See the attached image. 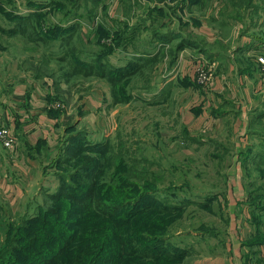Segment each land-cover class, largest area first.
Returning <instances> with one entry per match:
<instances>
[{
  "label": "rangeland",
  "instance_id": "374dc122",
  "mask_svg": "<svg viewBox=\"0 0 264 264\" xmlns=\"http://www.w3.org/2000/svg\"><path fill=\"white\" fill-rule=\"evenodd\" d=\"M30 1L35 0H0V51L4 59L0 61L4 92L1 100L7 96L9 101L14 94L13 88L26 84L34 74L35 81L46 93L42 97L45 101L42 109L48 119L55 121L57 139L51 140L53 150L43 160V174L39 176L38 185L30 189L25 187V195L21 198L18 195L12 203L6 197L0 199V249L6 244L13 225L15 229L26 219L30 223L24 227L31 232L42 225L53 233L59 231L54 228L52 212L44 215L40 208L57 205L58 212L62 213V201L56 202L50 195L62 182L70 180L67 165L61 162L64 153L61 155L59 148L67 143L64 139L71 132L82 135L72 144V148L77 147V154L97 157L98 153L89 152V149L81 152L82 148L97 146L103 149L104 153L99 155V169L104 174L98 177L99 185H107L106 181L116 168L125 169V175L136 172L137 177L131 181L136 186L129 187L131 191L147 190L148 194H155L154 188L175 185V197L167 195L165 198L174 203L182 202L183 212L173 214V221L168 225L169 237L163 245L165 249H155L158 259H145L148 264H192L194 258L223 253L226 244L232 240L235 243L238 237L241 241L247 239L253 228L250 218L254 213L248 207H252V200L246 194L245 182L240 180L246 179V175L252 176L251 181L258 177L255 165L249 160L242 161V153L248 152L249 144L262 142L252 130L264 132V62L258 61L259 57L264 58V45L251 38V34L259 33L264 39L261 20L264 0H220L223 7L215 11L216 14L225 18V8L232 5L234 11L228 12L237 21L217 22L218 37L215 39L212 38L213 29L202 28L201 15L186 9L182 0H178L184 5L179 11L172 9L175 0H77L76 9L69 7L72 2L38 0L52 1L49 10L32 19L34 28L55 29L52 33L55 37L43 42L32 37L30 32L10 34L6 31L15 25L7 27L5 19L14 18L16 12L21 14L20 4ZM198 4L203 11L205 1ZM155 7H162L161 12L146 16L147 11ZM191 18L196 19L188 24ZM254 22L259 24H252ZM154 29L167 33V37L151 43ZM170 30L180 37H172ZM183 37L196 41L198 47L187 45L179 49L172 62L175 46ZM240 43L243 48L237 50ZM252 47L255 50H251ZM184 49L190 50L188 57H183ZM144 51H149L148 56L157 54L156 59L141 69L137 67L127 76L115 70ZM76 60L92 62L94 72L76 71L71 64ZM94 64L98 68H94ZM168 78L176 79L175 89L166 93L163 102L139 97L138 90L146 97L157 89L158 83ZM218 79L224 81V87L217 91ZM194 92L213 102L205 105L204 113L200 106L191 107ZM30 93L28 89L17 100L28 103ZM239 102L243 104V114ZM95 108L97 111L91 113ZM7 112L0 111V122L13 130L12 125L4 121ZM238 117H243L244 121ZM16 145L4 148L13 150ZM57 174H65V181ZM238 181L243 182L242 196L236 187ZM207 194H217V197L202 207L199 202ZM165 198L157 194L153 200L160 204ZM240 200L242 203L237 205ZM149 202L144 200L141 204L144 207ZM127 208L125 205L121 211ZM160 217L161 214L153 210H142L127 228L144 231L146 227L142 226L150 218L161 222ZM232 231L238 235L231 234ZM23 233L25 229L20 235ZM173 246L187 249L183 261L171 263L164 255V252L176 254ZM251 250L243 248L242 254ZM259 258L253 257V261L247 258L244 264H259Z\"/></svg>",
  "mask_w": 264,
  "mask_h": 264
},
{
  "label": "trees",
  "instance_id": "16d2710c",
  "mask_svg": "<svg viewBox=\"0 0 264 264\" xmlns=\"http://www.w3.org/2000/svg\"><path fill=\"white\" fill-rule=\"evenodd\" d=\"M63 1L65 3L72 2L69 5L72 9H76L78 4L77 0ZM199 1L202 0H182L185 5L186 2L188 5L198 4ZM34 2L36 0L29 3ZM46 3L50 5L52 1ZM161 8H150L146 16L153 15L155 11L161 12ZM27 17L24 16V18ZM39 28L41 29L34 28V24L24 25L19 28V32H30L32 37L36 36L41 42L55 37L52 34L55 29L52 28L47 31V29L42 30V27ZM62 29L66 30L67 28L62 27ZM156 31V29L153 30L151 43L156 39L160 40L167 37V33ZM170 34L172 37H180L178 33L171 30ZM64 37L62 34V41ZM196 43L189 38H181V41L175 46L172 62H174L179 49L187 45L198 47ZM141 54L144 55L130 58L125 66L115 70H118L117 72L123 76H127L128 73L132 74L137 67L141 69L147 62L150 63L155 60L157 55L148 56L149 51H144ZM66 57L67 55L63 56L64 59ZM71 64L76 71L84 74L94 72L92 62L76 60V62L72 61ZM94 68H98V65L94 64ZM72 72L74 71L72 70ZM109 79L119 80L121 77ZM252 132L256 133L257 137H261L262 142L257 145L249 144L250 146L246 148L248 152L242 153V161L245 163L249 160L255 165L258 177L253 181L259 180L260 183H253L250 180L252 176L246 175V179L243 178L246 194L252 200V207L251 205L248 207L251 208L254 216L252 215L250 218V225L253 226L252 231L247 239L241 241V245L242 248L252 249L250 252L243 253L244 260L249 258L250 261H253V257H260L258 260L261 259L264 264V255L261 250L264 247V219L262 218L264 217V181H262L264 179V132H256L255 130ZM81 138L80 132H71L67 139H64L67 143L64 141L66 144L59 148L61 155L64 153L62 156L64 159H61V162L67 165V177L70 180L69 182H62L57 191L50 195V198L56 202L62 201V213L58 212L57 205L47 209L40 208L44 215L52 212L55 220L54 228L59 231L53 233L45 225H42L33 228L31 232L29 228L24 227V224L30 223L27 222V219L18 224L15 229L16 225H13L8 234L10 237H7L6 244L4 243L5 245L0 249V264H127L128 260L130 264H148L145 259H158L159 254L154 251L155 249H165L163 245L169 237L168 225L173 221L172 216L173 214L181 215L183 212L182 202L174 203L166 199L167 195L175 197V185L167 188H154L155 194H148L147 190L131 191L129 187L136 186L131 182L134 177H137L136 172L132 171L125 175L126 170H119L118 168L111 174L109 181H106L107 185H99L98 177L104 174L99 169L101 166L99 155L104 153L103 149L97 146L82 148L81 152L89 149V152L98 153L97 157L77 154L75 151L77 147L72 148V144ZM57 175L62 181H65V174ZM157 194L164 195L165 201L163 200L160 204L155 203L153 199ZM216 195L207 194L199 202V205L207 206L211 200L217 197ZM144 200H150V202L143 207L141 202ZM125 205L128 208L121 211ZM142 210H153L155 214L160 213L161 222L150 218L147 224L142 226L146 227L144 231L128 230L127 225L131 219L140 214ZM43 221L45 222L44 219ZM152 226L155 228L153 229ZM24 229L26 233L20 235V231ZM173 247L176 254L160 251L169 257L171 263L183 261L187 249L179 246ZM129 256L131 258L128 259ZM261 261L258 263L260 264Z\"/></svg>",
  "mask_w": 264,
  "mask_h": 264
},
{
  "label": "crops",
  "instance_id": "0c3cea01",
  "mask_svg": "<svg viewBox=\"0 0 264 264\" xmlns=\"http://www.w3.org/2000/svg\"><path fill=\"white\" fill-rule=\"evenodd\" d=\"M204 1H205V6L203 7V11L199 10L198 5L200 4H195V5L186 4V6H184L182 3H179L180 1L178 0H175V2L171 4V6L172 9H176L178 11L180 9L179 7L184 6L186 9L196 12L195 13L196 15L197 14L201 15L202 19L200 22L202 28L208 31H210L209 28L213 29L212 38L215 39V37H218L216 33L217 22H221L224 20L225 21L224 24H226V23H232L233 21H237V20H233V18L231 17L232 15L228 12V11H234V9L232 8V5H228L227 6L228 8H225L224 10V15H225L224 18L223 16L220 15L218 16L215 12L217 10L220 11V9L223 7V4L220 3V0L219 1L203 0V2ZM20 5H22L21 14H24L22 15V18H19L18 16L21 14H18L16 12L14 13L16 15L14 18L5 19V21L7 22V27H13V25H15V28L6 30L10 34L19 33V28L21 26L24 25L29 26L34 24V22L32 23V19L35 18L36 16H41L43 14L42 12L49 10V6H50L46 2L37 1V0L34 3H28L26 5L20 4ZM197 10H199L201 13ZM23 16H28V17L24 18ZM194 19L196 18L189 19L187 23L188 24H191V22L193 23L195 21ZM216 19H219V21H217ZM261 20H263L262 24H264V16L261 18ZM8 21L11 23V25L8 23ZM252 24H259V23L254 22ZM248 26H251V24H249ZM258 34L259 33L251 34V38L254 40L255 39L258 40V42H261L264 45V39H262V37H259ZM147 41H149V39ZM242 45L243 43L238 44L237 50L239 49V47L243 48ZM250 49L255 50L253 47ZM182 52L184 55L183 57H188L186 55H190L189 49H184ZM208 53H210V51H208ZM143 55L144 54H141L139 56H143ZM0 61L2 62L4 61L1 51H0ZM2 62H0V65L2 64ZM34 76L35 75L33 74L32 79L30 78L29 81L26 82V84H17L13 88L14 94L10 96L11 98L9 101L7 100V96L1 100V98H3L4 92H3L2 83L0 82V111H2V113L4 112V110L8 111L7 112L8 116L3 118L6 123L12 125L13 130H11V132L15 136L17 143V145L15 146V148H13V150H8L0 144V199L2 200V198L6 197V199L10 203L14 202L17 199L18 195L20 198L25 195L24 194L25 187L30 189L32 186H35L36 184L38 185L40 180L39 176L42 177L43 174V167L45 162L43 160L45 157H48L51 151L53 150L52 146L54 145L53 144L54 142L52 143L51 140L57 139L56 138L57 129L54 126L55 121L52 119H48L43 113V109H42L45 108V101L42 99V97H45L44 95L46 93H44V89L42 88L43 86L39 82L35 81ZM175 80H176L175 78L174 79L168 78L167 80H162L160 84L158 83L157 89L155 91L149 92L150 96L149 94L146 97L144 94H142L141 96V91L138 90L139 97H142L144 99L150 98V100L151 98H153L155 100H159V102H163L167 95L166 93H169V91H171L170 93H172V91H174L175 87L173 83H176ZM223 87H224V81L222 79H218V84L216 85L217 91L223 89ZM28 89L31 91L30 93L31 97L29 102L27 103V101L24 102V100L22 101L17 100L18 98L20 99L21 96ZM162 91L164 92V94L162 93ZM197 92L199 91L197 90ZM197 92H194L195 97H191L192 99H195L191 107L200 106V109H203L202 113H204L205 105H208L213 102H211V100L209 102V99H207V97H203L200 95L197 96L198 94ZM223 102L224 99L222 100L221 104H223ZM239 103L241 104V102ZM242 106L243 104L240 105V109L242 110V114H243ZM210 109L211 107H209V110ZM96 111L97 108H95V111H90V112L93 113ZM204 116H206V114L203 115L202 118ZM240 119L244 121L243 117H241ZM240 124L243 126L242 122ZM15 127L18 128L16 129ZM200 131L205 132L204 129H201ZM202 134L205 136L204 133ZM39 143L42 144L39 146ZM240 181L237 182L236 187L239 190L240 196H242L241 189H243L242 185L244 181L243 182ZM7 200L6 202H8ZM240 202L242 201L241 200L237 201V205H239ZM231 234H237V233L236 231H232ZM226 245H227L226 251H223V253L209 255L203 258H194L192 264H244V259L242 256L243 248L241 245V238L238 237V239H235V243L234 240H232V243L228 242ZM261 250L264 255V249L262 248Z\"/></svg>",
  "mask_w": 264,
  "mask_h": 264
},
{
  "label": "built area",
  "instance_id": "2783aa9c",
  "mask_svg": "<svg viewBox=\"0 0 264 264\" xmlns=\"http://www.w3.org/2000/svg\"><path fill=\"white\" fill-rule=\"evenodd\" d=\"M258 61L261 63L264 62V58L263 57H259ZM0 144L3 147L6 148H11L13 145L16 144V138L15 136L12 134L11 130L9 129V127L7 125H5L4 123L0 122Z\"/></svg>",
  "mask_w": 264,
  "mask_h": 264
}]
</instances>
